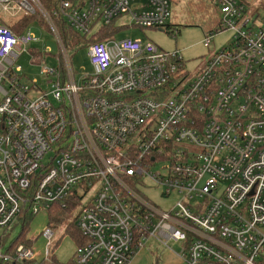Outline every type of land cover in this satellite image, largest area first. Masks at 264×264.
Here are the masks:
<instances>
[{
  "label": "built area",
  "instance_id": "2783aa9c",
  "mask_svg": "<svg viewBox=\"0 0 264 264\" xmlns=\"http://www.w3.org/2000/svg\"><path fill=\"white\" fill-rule=\"evenodd\" d=\"M216 1L221 24L203 44L233 39L188 81L182 52L115 35L88 44L93 70L77 79L52 20L87 43L126 15L170 30L169 0H52L51 14L43 0H0V228L72 206L73 264H128L149 240L179 243L187 264H264V18L255 28L249 15L259 0ZM2 14H40L55 33L64 70L43 69L35 99L15 64L36 39ZM147 180L174 203L149 199ZM35 260L33 247L0 248V264Z\"/></svg>",
  "mask_w": 264,
  "mask_h": 264
},
{
  "label": "rangeland",
  "instance_id": "374dc122",
  "mask_svg": "<svg viewBox=\"0 0 264 264\" xmlns=\"http://www.w3.org/2000/svg\"><path fill=\"white\" fill-rule=\"evenodd\" d=\"M211 3L212 0H169L171 16L168 19V23L171 25L170 30L134 27L129 16H122L112 25L119 30L115 38L150 41L164 51L174 52L178 50L182 52L185 70L188 73L187 80L190 81L216 51L227 47L233 39V34L230 31H225L214 38L210 47H205L203 44L205 31L210 20L208 18L212 11V8H207V5L211 7ZM197 4H202L204 6L203 10L198 11L196 8ZM254 12L260 14L254 20L255 28H258L264 18V0H259L249 15ZM2 15L3 19L8 22L14 21L8 14ZM177 29L180 32L174 36V31ZM29 31L36 41L29 46L28 51L16 62L15 66L20 67L22 70L19 76L22 77L23 84L33 86V83H35L37 85L39 90L30 93V97L35 99L41 95V92L48 91L49 88L43 69L59 68L62 61L60 58L61 50L52 30L38 22H34L28 27L27 32ZM67 50L76 78L90 75L93 69L88 56L87 44L80 42ZM166 165V162H159L155 165L154 170H160ZM145 186L146 188L142 189L144 194L163 209L172 205L176 200L175 195L168 200H163L160 196L162 189L156 186L153 181L147 180ZM73 217H70L57 228L49 226L50 213L41 212L36 217L31 218L26 239L33 241L32 246L37 261L45 259L48 240L44 236V232L49 227L54 233L52 246L50 247V260L67 264L73 258L77 244L72 237L66 234V228L73 220ZM21 230L22 221H19L9 229L0 228V248L7 251L11 242L19 236ZM169 246L171 249L153 245L152 247L156 248H152L154 254L151 253L149 255L150 259L145 257L141 264H164V261L168 259L167 254L181 252L179 243L171 242ZM183 264L187 263L184 262Z\"/></svg>",
  "mask_w": 264,
  "mask_h": 264
},
{
  "label": "trees",
  "instance_id": "16d2710c",
  "mask_svg": "<svg viewBox=\"0 0 264 264\" xmlns=\"http://www.w3.org/2000/svg\"><path fill=\"white\" fill-rule=\"evenodd\" d=\"M51 2L52 0H43L42 2L44 8L49 14H51ZM201 5L202 4L196 5V8L198 11L203 10L204 6L203 5L201 6ZM211 5H212L211 7L210 5L209 6L207 5V8H212V11H211L210 17L208 18L210 20L208 21V28L205 31V34L214 33L215 31H217V29L220 27V24H221L219 3L216 0H212ZM52 20H53L56 31L58 32L61 40L63 41L67 49L80 42L86 43L87 46L90 43L101 42V41H104L107 37H113L114 35L116 36V34L119 32V30H117L115 27L109 26L103 29L102 31H100L99 33L92 35L91 39L87 43L85 39H83V37L75 33L62 18L52 17ZM2 22L3 20L0 18V23ZM34 22H38L39 24H42L46 26L47 28H49V30H52L50 25L44 20V18L40 14H37L29 18L23 17L19 19L18 21L17 20L10 21L9 27L16 33L21 34L25 29H27ZM169 27H171V25ZM177 31L180 32L178 29ZM60 69L64 70V67L61 65ZM72 216L74 217H73V220L68 224L66 228V234L72 237L73 240L76 242L77 247H79L82 245L83 240L81 238L80 231L76 224V214L72 206L68 210H62L59 207H55L54 209H52L50 211V218H49L50 225L49 226L52 228H57L58 226L66 222ZM30 221H31V217H26L22 220V230L19 236L16 238V240H13L11 242L9 249L7 250L8 252L13 251L18 245H21V244L27 247H33L32 246L33 242L31 240L26 239V235H27V232L30 226ZM0 245H1V240H0ZM30 264H62V263H59L56 260L49 259L48 261L35 260L34 262ZM67 264H73V258Z\"/></svg>",
  "mask_w": 264,
  "mask_h": 264
},
{
  "label": "crops",
  "instance_id": "0c3cea01",
  "mask_svg": "<svg viewBox=\"0 0 264 264\" xmlns=\"http://www.w3.org/2000/svg\"><path fill=\"white\" fill-rule=\"evenodd\" d=\"M202 69V68H201ZM200 69V70H201ZM199 70V71H200ZM153 245H156V246H160V247H163L161 244H159L158 242L154 241V240H149L147 243H146V246L143 247L142 249L138 250L137 253L134 255V257L131 259V261L128 263V264H141L142 263V260L147 257L148 259H150L149 255L153 253V249H156L154 247H152ZM153 248V249H152ZM169 249L170 246H169ZM148 251L149 254H148ZM172 251V250H171ZM170 251V252H171ZM179 254L180 253H177V252H171L169 254H167L168 256V259H166L164 261V264H183L184 262L181 260V258L179 257ZM177 257V258H176Z\"/></svg>",
  "mask_w": 264,
  "mask_h": 264
}]
</instances>
